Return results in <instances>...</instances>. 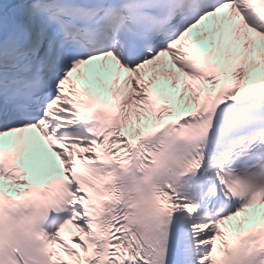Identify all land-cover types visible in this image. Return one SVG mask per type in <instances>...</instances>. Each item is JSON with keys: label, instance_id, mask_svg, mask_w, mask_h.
I'll use <instances>...</instances> for the list:
<instances>
[{"label": "snow or ice", "instance_id": "1", "mask_svg": "<svg viewBox=\"0 0 264 264\" xmlns=\"http://www.w3.org/2000/svg\"><path fill=\"white\" fill-rule=\"evenodd\" d=\"M0 264H264V0H0Z\"/></svg>", "mask_w": 264, "mask_h": 264}]
</instances>
